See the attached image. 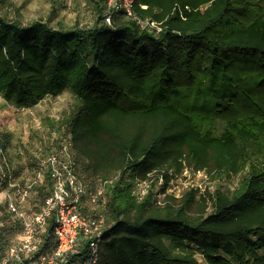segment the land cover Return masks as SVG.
Instances as JSON below:
<instances>
[{"label":"trees","instance_id":"trees-1","mask_svg":"<svg viewBox=\"0 0 264 264\" xmlns=\"http://www.w3.org/2000/svg\"><path fill=\"white\" fill-rule=\"evenodd\" d=\"M107 1L94 0L91 28L0 15V95L25 109L70 92L78 104L52 123L64 134L56 144L71 141L89 192L112 182L106 202L80 199L82 214L104 220L98 264H201L197 253L204 264H264V0H135L134 18L119 12L111 25ZM185 171L242 180L234 190L168 194ZM44 178L45 204L54 182ZM160 178L159 190L134 195ZM53 224L26 263L52 258Z\"/></svg>","mask_w":264,"mask_h":264},{"label":"rangeland","instance_id":"rangeland-1","mask_svg":"<svg viewBox=\"0 0 264 264\" xmlns=\"http://www.w3.org/2000/svg\"><path fill=\"white\" fill-rule=\"evenodd\" d=\"M0 15L18 21L23 26L42 20L51 27L68 29L91 28L98 17L94 0H0ZM77 104V99L68 91L57 98L49 97L25 109L12 105L3 95H0V139L2 143L7 141L5 155L15 173L16 178L14 179L22 187L29 184L36 186L25 200H22L11 189H4L0 192V227L4 230V244L7 247L5 252H0V264H40L43 257L50 254L40 252L36 261L26 263L32 256H35L36 251L20 252L17 258L11 250H19L30 239L24 226V219H32L41 212L44 204L41 190L44 193L49 191L45 178L39 177V165L45 156L58 148L57 139L64 135L53 128L52 123L61 121L77 107ZM216 128L218 134L221 135L224 132V125L219 121L216 123ZM241 180L242 176L230 181L214 179L206 176L205 173L197 175L191 171H185L173 183L172 194L179 198L190 189H198L201 193L207 189L210 191L219 188L234 190ZM187 182L190 186H187ZM97 189L104 197L102 200L106 202L105 188L98 185ZM150 189H155V187L152 185L147 190ZM10 201L18 204L20 212L14 217L7 218L9 211L7 205ZM86 206L89 212L95 209V206L89 204ZM20 215H23L24 219ZM12 224L14 228L11 230L9 228ZM46 228L36 230L31 238L33 244L39 249ZM196 257L201 264H204L201 255L197 253Z\"/></svg>","mask_w":264,"mask_h":264},{"label":"built area","instance_id":"built-area-1","mask_svg":"<svg viewBox=\"0 0 264 264\" xmlns=\"http://www.w3.org/2000/svg\"><path fill=\"white\" fill-rule=\"evenodd\" d=\"M134 6L135 0H108L105 5L104 22L107 25H111L113 15L119 12H124L127 17L134 18ZM146 25L151 28L157 27L155 23H147ZM157 31L160 32L161 30L157 29ZM71 151V141L63 139L58 148L42 160L39 177H50L54 182L53 193L46 199L41 212L32 219H24L23 215H20L24 219V226L30 239L19 250H11L12 254L17 255V258L20 252H38L40 250L37 245L33 244L31 238L36 230L47 227L48 221L53 218V255L49 261L43 257L40 264H68L69 256L78 250L83 241L88 242L86 257H81L74 264H98L104 220L102 217L89 219L82 214L80 211V199L83 196H87L92 203H96L102 194L100 192L97 194L89 192L88 185L76 171V164L72 158ZM193 174L204 175L201 172ZM13 175L9 160L0 148V189L4 188L5 185L10 188H17V195L22 200L27 199L30 196L32 186L20 189ZM177 178L171 180L167 190L168 194H172V185ZM153 182L146 181L137 184L134 195L139 198L145 197L149 192L147 189L151 188ZM111 184L112 182L107 183V185ZM188 184L187 182V186H190ZM107 185L104 184L102 187L106 188ZM162 185L163 179L160 178L155 185V189L159 190ZM8 209L15 214L20 212L18 204L11 201L8 203Z\"/></svg>","mask_w":264,"mask_h":264}]
</instances>
